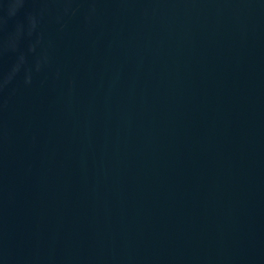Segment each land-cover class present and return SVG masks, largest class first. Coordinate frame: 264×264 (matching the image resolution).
<instances>
[{
    "label": "water",
    "instance_id": "obj_1",
    "mask_svg": "<svg viewBox=\"0 0 264 264\" xmlns=\"http://www.w3.org/2000/svg\"><path fill=\"white\" fill-rule=\"evenodd\" d=\"M0 264H264V0H0Z\"/></svg>",
    "mask_w": 264,
    "mask_h": 264
}]
</instances>
